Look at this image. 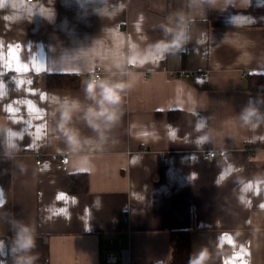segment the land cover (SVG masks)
<instances>
[{"label": "crops", "instance_id": "1", "mask_svg": "<svg viewBox=\"0 0 264 264\" xmlns=\"http://www.w3.org/2000/svg\"><path fill=\"white\" fill-rule=\"evenodd\" d=\"M0 53V264H168L180 230L192 264H264V0H0Z\"/></svg>", "mask_w": 264, "mask_h": 264}, {"label": "trees", "instance_id": "2", "mask_svg": "<svg viewBox=\"0 0 264 264\" xmlns=\"http://www.w3.org/2000/svg\"><path fill=\"white\" fill-rule=\"evenodd\" d=\"M81 77L73 74H58L47 76L48 88H79ZM262 78L258 76L252 88L260 90ZM69 188L72 193H84L89 189L88 175L86 173L73 174L69 179ZM168 264H192L191 259V233L180 230L172 233V258Z\"/></svg>", "mask_w": 264, "mask_h": 264}, {"label": "clouds", "instance_id": "3", "mask_svg": "<svg viewBox=\"0 0 264 264\" xmlns=\"http://www.w3.org/2000/svg\"><path fill=\"white\" fill-rule=\"evenodd\" d=\"M2 55V53H0ZM130 63H136V57H133L129 61ZM142 62V61H141ZM100 91V99L97 101L98 109L89 108L88 116L89 122L96 129L100 128V124L96 123V121H103L104 123L112 122L115 119V114L113 111L107 107V105L116 104L119 102L120 97L118 95V91L122 90V84H110L106 81L99 82ZM87 92L90 97L95 98V89L90 84ZM70 141L72 137H69ZM27 231V229H25ZM32 244L31 238H22V247H30Z\"/></svg>", "mask_w": 264, "mask_h": 264}, {"label": "built area", "instance_id": "4", "mask_svg": "<svg viewBox=\"0 0 264 264\" xmlns=\"http://www.w3.org/2000/svg\"><path fill=\"white\" fill-rule=\"evenodd\" d=\"M33 1V0H28ZM196 72H191L187 69H176V70H170L169 75L175 78H186L189 77L191 74ZM103 79V68L101 66H98L95 68V70L92 72L90 76V80L92 82H99ZM220 154L219 151L214 149H208L203 152V157L207 160H211L216 158ZM41 160H38V163H40ZM60 162L63 164V169H68V163H69V156L63 155L60 157ZM107 260L110 263H118L121 264H131L130 257H129V251L128 250H120L119 254L115 251H111L107 254Z\"/></svg>", "mask_w": 264, "mask_h": 264}, {"label": "snow or ice", "instance_id": "5", "mask_svg": "<svg viewBox=\"0 0 264 264\" xmlns=\"http://www.w3.org/2000/svg\"><path fill=\"white\" fill-rule=\"evenodd\" d=\"M14 74V73H13Z\"/></svg>", "mask_w": 264, "mask_h": 264}]
</instances>
